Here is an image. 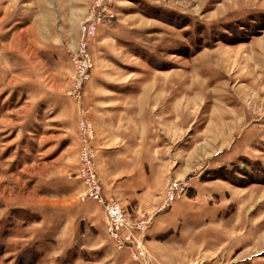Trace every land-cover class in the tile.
Returning a JSON list of instances; mask_svg holds the SVG:
<instances>
[{
  "label": "rangeland",
  "instance_id": "1",
  "mask_svg": "<svg viewBox=\"0 0 264 264\" xmlns=\"http://www.w3.org/2000/svg\"><path fill=\"white\" fill-rule=\"evenodd\" d=\"M100 147L160 201L106 196ZM84 148L143 264H264V0H0V264H141Z\"/></svg>",
  "mask_w": 264,
  "mask_h": 264
},
{
  "label": "crops",
  "instance_id": "2",
  "mask_svg": "<svg viewBox=\"0 0 264 264\" xmlns=\"http://www.w3.org/2000/svg\"><path fill=\"white\" fill-rule=\"evenodd\" d=\"M100 143V141H98ZM101 146V145H100ZM104 147L103 145L101 146ZM99 150V171L100 175L103 176L104 191L106 196H115L122 200L123 205L127 204L128 198H138L140 202H156L160 201V196H154L151 193V171L148 167L146 152H143L144 161L142 160L141 154L140 160L135 164V168H131L132 165L128 166L127 162L123 161L120 156H115L108 152H113L112 149ZM105 148V147H104ZM104 153H107L104 154ZM138 158V157H137ZM165 176L163 181L168 179V169L164 170ZM156 177V176H155ZM161 180V181H162ZM160 182V181H158ZM163 187V186H162Z\"/></svg>",
  "mask_w": 264,
  "mask_h": 264
},
{
  "label": "built area",
  "instance_id": "3",
  "mask_svg": "<svg viewBox=\"0 0 264 264\" xmlns=\"http://www.w3.org/2000/svg\"><path fill=\"white\" fill-rule=\"evenodd\" d=\"M85 42L83 41L81 47L84 50ZM85 122V121H84ZM85 131L88 132L90 128L86 126L84 123L82 124ZM91 154H90V153ZM84 163L81 167V174L84 178L88 180L90 183V188H88L87 197L92 201H98L104 206V219L106 222L107 234L109 238H112L119 248H126L127 246L133 247L135 249L134 259L141 262L145 252L142 250L141 240L139 237H136L134 233H131L130 227L133 226V223L127 217V214L123 207L115 200H106L103 196V192L101 191V185L96 175L95 170H93L94 166V156L92 152L88 148H84L81 154ZM171 191L169 193V198L173 196L175 188L171 186ZM92 191L90 193V191ZM145 225V222L143 226ZM139 227L140 229L143 228ZM143 264V262H141Z\"/></svg>",
  "mask_w": 264,
  "mask_h": 264
}]
</instances>
